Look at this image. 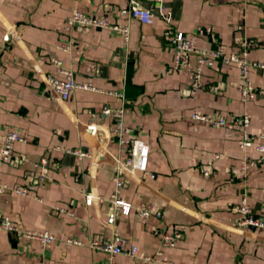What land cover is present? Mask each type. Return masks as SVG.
<instances>
[{
  "label": "crops",
  "instance_id": "crops-1",
  "mask_svg": "<svg viewBox=\"0 0 264 264\" xmlns=\"http://www.w3.org/2000/svg\"><path fill=\"white\" fill-rule=\"evenodd\" d=\"M129 0H0V149L3 135L14 129L30 139L17 142L14 167L1 160L0 185L27 187L22 196L0 193V221L9 216L22 228L48 230L53 244L0 230V264H102L106 253L90 248L109 239L119 156L111 136L112 117L105 106L123 108L131 135L150 147L148 173L125 171L122 198L134 206L154 204L163 219L142 221L136 210L117 212L115 227L136 256L120 255L119 264H163L146 260L160 246L157 227L180 230L176 247L163 259L176 264H264V229L239 226L234 208L246 196L254 215L264 218V165L245 177L239 166V129L215 128L195 120V112L221 114L231 120L248 112L251 130H264V70L253 68L255 97L243 102L240 69L217 62L206 67L195 95L182 71L173 69L174 51L164 32L197 36L207 49L223 47L237 53L252 43L251 58L264 60V0H165L171 22L161 15L160 2L140 0L156 13L152 24L133 19L130 40L110 29L73 30L70 52L58 49L65 19L73 11L106 15L124 24L120 9ZM9 34L8 40L5 35ZM60 58L78 82H91L100 91L77 90L68 101L49 91L46 75H56L52 59ZM124 93V98L110 94ZM100 134L103 135L100 138ZM60 145L91 152V158L52 150ZM223 155L212 173L203 175L201 162ZM51 155L55 164L44 183L37 182L36 163ZM98 157V158H97ZM93 158V159H92ZM96 161L97 163H95ZM94 197L87 206L86 196ZM65 207L71 213L58 209ZM68 239L85 245L69 243Z\"/></svg>",
  "mask_w": 264,
  "mask_h": 264
},
{
  "label": "built area",
  "instance_id": "built-area-1",
  "mask_svg": "<svg viewBox=\"0 0 264 264\" xmlns=\"http://www.w3.org/2000/svg\"><path fill=\"white\" fill-rule=\"evenodd\" d=\"M160 2L161 15L169 23L172 20V13L167 10L165 0H157ZM120 14L125 18L124 24H116L106 15H93L82 11H73L66 19L63 31V37L58 42V49L63 52H70L74 45L73 30L75 28L82 29H110L122 32L126 44L130 40V22L133 19L140 21L143 24H152L156 18V13L144 6L140 0H129L127 6L120 9ZM165 37L169 40L174 51L173 69L182 71L191 82L190 95L197 93L198 87L202 84L203 75L206 67H213L218 61L223 64H236L240 69V84L239 91L241 100L249 102L256 95V88L251 79V71L253 68L264 70V60L256 61L251 58L252 43L242 42L241 49L237 53H228L223 47L215 49H207L198 44L197 36L188 35L184 31L172 32L167 29L164 32ZM9 34L5 35L8 40ZM55 66L56 75H46V84L49 91L60 101H68L77 90L100 91L91 82H78L75 79L74 71L64 64L60 58L52 59ZM110 94L124 98L123 92L110 91ZM103 113L112 117L110 127L111 136L118 143L119 156L115 161L117 172L115 175V187L110 195V201L113 209L106 220L108 225L113 227L109 239L105 241H92L89 243L90 248L103 251L106 253V260L102 264H119L118 257L120 255L136 256L139 248L137 245H129L127 239L115 227L116 214L122 212L129 215L133 209L136 210L142 221L147 222L151 217H156L159 220L163 219V213L151 203H142L134 206L122 198V190L125 184L123 174L129 171L134 174L136 172L148 173L150 147L142 139L135 138L131 135V128L125 123L124 109L105 106ZM195 120L208 123L212 127L239 129L240 131V155L239 166L236 171L239 177H245L249 171L259 168L264 165V130L254 132L251 130L252 116L245 112L241 115L234 116L231 120L221 114L213 113L206 114L195 112L191 115ZM30 139L21 135L19 131L11 129L4 133L1 145V160L4 163L14 167L18 166L22 160L20 157L13 154L14 145L17 142L27 143ZM52 150L63 152L65 154L74 155L79 159L85 157L91 158L93 155L88 150L70 149L60 145L52 148ZM98 158V157H97ZM223 155L214 153L205 161L201 162L203 175L209 176L212 173V168L215 162L222 159ZM93 159V158H92ZM97 163L96 161H94ZM55 164V158L51 155L43 156L36 163L37 167V182L44 183L48 177L47 171L51 165ZM5 190H11L22 196H27L29 190L27 187L15 186L8 187L0 185V193ZM94 197L86 196V205L93 204ZM63 213H71L65 207L58 209ZM240 215L239 226L253 229H264V218L253 214L252 207L246 196L241 199V202L234 208ZM0 230L14 233L15 235L38 241L43 248H47L53 244L56 239L55 234L48 230H35L22 228L16 224L9 216H4L0 221ZM156 234L160 237V246L156 254L146 257V260L157 261L163 264H176L173 261L163 259L165 249L176 247L183 234L180 230H170L169 228L157 227ZM69 243L76 245H85L83 241L68 239Z\"/></svg>",
  "mask_w": 264,
  "mask_h": 264
},
{
  "label": "water",
  "instance_id": "water-1",
  "mask_svg": "<svg viewBox=\"0 0 264 264\" xmlns=\"http://www.w3.org/2000/svg\"><path fill=\"white\" fill-rule=\"evenodd\" d=\"M103 137V135L102 134H100V138H102Z\"/></svg>",
  "mask_w": 264,
  "mask_h": 264
}]
</instances>
